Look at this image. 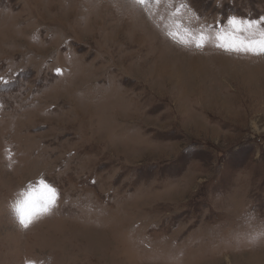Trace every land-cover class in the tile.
I'll return each mask as SVG.
<instances>
[{"label":"rangeland","instance_id":"obj_1","mask_svg":"<svg viewBox=\"0 0 264 264\" xmlns=\"http://www.w3.org/2000/svg\"><path fill=\"white\" fill-rule=\"evenodd\" d=\"M261 31L264 0H0V264H264V53L217 46Z\"/></svg>","mask_w":264,"mask_h":264},{"label":"snow or ice","instance_id":"obj_2","mask_svg":"<svg viewBox=\"0 0 264 264\" xmlns=\"http://www.w3.org/2000/svg\"><path fill=\"white\" fill-rule=\"evenodd\" d=\"M136 3L143 4L144 0H135ZM229 26L239 31H249L256 27L255 22H241L235 18H231L228 21ZM169 35H173L169 33ZM230 39L225 40L224 34H218L217 39L221 41L217 46L229 51H244V52H260L264 53V31L260 32V38L258 40H252L245 42L243 40H237L228 34ZM204 37L201 36L196 41V47H203ZM183 43V41H182ZM60 74V69H56ZM23 198L17 200L14 205L15 213L19 224L27 229L35 220L43 215L49 214L52 208L55 207L58 194L57 190L46 183L43 179L39 181L38 186L29 187V189L22 194Z\"/></svg>","mask_w":264,"mask_h":264}]
</instances>
